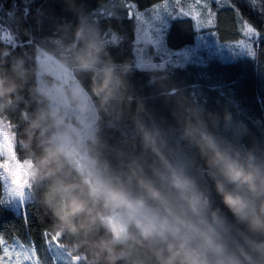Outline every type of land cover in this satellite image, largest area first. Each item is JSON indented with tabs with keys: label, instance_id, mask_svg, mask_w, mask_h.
Wrapping results in <instances>:
<instances>
[{
	"label": "trees",
	"instance_id": "obj_1",
	"mask_svg": "<svg viewBox=\"0 0 264 264\" xmlns=\"http://www.w3.org/2000/svg\"><path fill=\"white\" fill-rule=\"evenodd\" d=\"M133 1L139 8H147L161 0H117L121 16H126L123 3ZM109 4V0H0V16L12 13L11 28L0 35V79L15 83L13 92L3 96L6 110L14 122L18 135V149L29 153L39 166L45 150L56 145L52 140L55 122L49 98L38 89L36 53L39 47L79 49L72 65L81 84L87 89L97 106L95 132L87 140L86 148L94 163L100 166L104 181L122 182L135 197L144 196L153 201L132 177L135 168L140 176L151 179L164 192L171 191L164 179L168 165L191 177L211 201L213 209L219 208L227 219L222 228L233 247L248 242L242 232L247 231L231 210L223 203L217 191L219 178L201 152L199 141L212 136L223 147L247 154L252 151L257 160L264 162V18L255 14L246 0H230L262 32L256 55L223 60L210 56L203 61L193 57L183 63L167 62L163 67L138 66L134 60L135 23L125 19L98 23L92 10ZM229 5L216 12L217 32L222 40L241 37L236 12ZM30 9L25 21V7ZM111 31L112 43L105 40ZM196 29L191 19H172L166 30V42L181 47L193 42ZM121 37L124 40L121 41ZM27 38V43L19 44ZM12 45V46H10ZM149 50L157 53L153 45ZM92 51L91 68L81 66L80 57ZM159 59V55H155ZM111 72L113 94L105 101L97 95L94 86ZM44 114L39 127L33 122ZM155 139L146 143L145 135ZM58 171L45 175L40 170L36 184L38 196L28 203V223L22 213L0 206V234L10 238L19 235L33 241L42 255V264H52L44 245L42 233L46 230L64 237V243L74 253H85L84 264H94L86 245L78 249L76 243L109 235L108 226L100 221L95 230L72 233L64 229L56 210L67 200L66 193L53 194L52 188L60 184H75L86 194L90 185L78 170L61 154ZM131 177V180H130ZM98 209H103L102 202ZM82 218H76L79 223ZM135 231V227L132 229ZM254 239L264 240V234L248 233ZM123 246V245H121ZM255 255V253H253ZM136 259L148 260L144 252ZM83 264V263H82ZM118 264H130L119 261ZM148 264H152L148 260Z\"/></svg>",
	"mask_w": 264,
	"mask_h": 264
},
{
	"label": "clouds",
	"instance_id": "obj_2",
	"mask_svg": "<svg viewBox=\"0 0 264 264\" xmlns=\"http://www.w3.org/2000/svg\"><path fill=\"white\" fill-rule=\"evenodd\" d=\"M94 59L92 51L85 53L80 57L81 66L91 68ZM16 87L15 83L0 79V96L10 94ZM94 90L105 101L112 96L111 72L95 84ZM44 118L41 114L33 127H39ZM145 140L159 151L150 134L146 133ZM199 147L219 177L216 187L223 203L247 229L237 231L242 232L248 247L230 244L221 230L227 228L226 217L219 208L211 207L209 197L191 177L171 165L169 174L164 175L169 192L140 176L135 168L132 170V177L137 178L156 207L150 206L144 196L134 197L122 182L96 181L88 186L86 194L84 189L77 192L79 186L75 184L53 186V194H67L55 214L62 227L72 233L95 230L101 219L97 207L101 202L103 209L122 208L126 212V224L105 220L109 235L79 241L75 247L86 245L94 264H118L121 260L130 264H148V260L152 264H264V240L248 234H264V162L258 161L252 151L242 154L223 147L212 136L202 137ZM65 151L59 145L47 148L38 171L46 169L45 175H54L57 161ZM78 217L82 219L76 223ZM128 225H135L136 230ZM138 252H144L148 260L136 259Z\"/></svg>",
	"mask_w": 264,
	"mask_h": 264
},
{
	"label": "rangeland",
	"instance_id": "obj_3",
	"mask_svg": "<svg viewBox=\"0 0 264 264\" xmlns=\"http://www.w3.org/2000/svg\"><path fill=\"white\" fill-rule=\"evenodd\" d=\"M128 2L135 3L133 1ZM159 2H162V0ZM214 5H216L215 2L211 3L210 7L212 8ZM225 5H229V3H225ZM139 9L143 11L145 8ZM199 10L201 19H207L206 9ZM171 20L165 18L159 23L158 31L155 33L157 44L153 45L157 53L149 50L150 58H145L144 65L161 67L160 65L164 66L167 62L183 63L190 57L203 61L210 56H217L223 60H234L250 56L246 49L228 45L241 40L242 35L236 39L222 40L219 35L216 36L206 30L196 28V36L193 42L186 43L181 47H172L166 42V30ZM238 24L240 26L239 20ZM253 47L255 49V45ZM78 51L79 49L76 46H74V49L69 50L57 48L53 45L39 47L35 60L37 85L38 89L49 98L51 114L55 122V129L52 132L53 142L66 149L62 155L89 184H92L96 181H104L100 166L94 163L86 148L87 140L94 136L96 129L94 123L97 117V106L75 74L76 68L72 63L75 55H79ZM155 55H159V59L155 58ZM5 104L6 100L3 96H0V124L10 121L18 141L16 126L8 114ZM17 151L24 164L28 165V180L34 193V199L31 192L26 193L25 204L28 211V203L31 200H36L38 196L35 189L39 175L38 165L31 154L21 153L18 146ZM5 206L23 214V207L20 205L19 200ZM105 220L126 224V212L122 208H111L107 212L101 213V221L104 223ZM128 227L132 230L135 225H128ZM4 238L9 243L12 242L13 238H18L20 242L25 244L29 242L17 234L10 238ZM69 250L73 256L81 257L83 261L86 260L85 253H74L71 248ZM36 255L40 264H42V255L37 246Z\"/></svg>",
	"mask_w": 264,
	"mask_h": 264
},
{
	"label": "snow or ice",
	"instance_id": "obj_4",
	"mask_svg": "<svg viewBox=\"0 0 264 264\" xmlns=\"http://www.w3.org/2000/svg\"><path fill=\"white\" fill-rule=\"evenodd\" d=\"M28 3L31 0H27ZM215 2L217 10L223 8L225 3L230 4V0H162V2L153 3L150 7L141 11L135 3H123V8L126 9V16L118 14L120 5L117 0H109V4L99 6L92 10V16L100 23L121 19L134 21L135 23V41L133 48V56L138 66H143L145 58L149 56V46L157 44L155 33L158 31L159 23L165 18L170 19H191L193 26L198 30H206L213 35L218 36L216 31L217 18L216 12L210 7L211 3ZM246 4L258 16L264 18V0H246ZM236 12L237 18L240 21L238 31L242 34V39L235 44L229 46L246 49L248 54L255 57L256 48H259L262 32L249 20L243 19V14L234 5L230 4ZM199 9H206L207 19H201ZM30 9L25 7V21L29 15ZM12 13H7L6 16H0V35L5 28H11L10 17ZM112 33H105L106 43L111 45ZM124 37H121V41ZM3 42V40H0ZM27 43V38L20 41L15 46ZM12 46V45H10ZM163 67V65H160ZM18 141L16 132L13 129L11 122L0 124V206H5L13 201L19 200L23 207V216L25 224L28 223V211L25 204L26 193L31 192L34 199L30 182L28 180V165L24 164L18 155ZM44 245L48 249L49 255L52 258V264H84L81 257L73 256L67 245L64 243V237L61 234L52 231H44ZM0 264H40L36 255L35 243L31 240L27 244L20 242L18 238H13L9 243L5 240L3 234H0Z\"/></svg>",
	"mask_w": 264,
	"mask_h": 264
}]
</instances>
